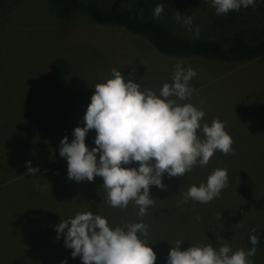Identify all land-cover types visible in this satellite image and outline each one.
<instances>
[{
  "label": "rangeland",
  "instance_id": "obj_1",
  "mask_svg": "<svg viewBox=\"0 0 264 264\" xmlns=\"http://www.w3.org/2000/svg\"><path fill=\"white\" fill-rule=\"evenodd\" d=\"M88 1L111 9H133L132 2L124 0ZM205 6L207 11L215 10ZM192 17V31L182 27L172 11L163 12L159 20L182 37H195L196 26L199 36H215L206 26L210 20L205 13ZM56 59L71 64V81L52 78L51 64ZM166 60L145 40L97 26L83 15L62 21L44 0H0V264H82L64 246L63 234L56 239L54 226L85 211L105 214L110 226L117 225L116 219L108 218L115 216L114 208L104 203L102 178L81 183L68 179L67 161L59 156L61 139L67 135L71 142L74 128L84 126L94 85L111 78L113 68L126 79L133 73L134 82L159 94L164 83L172 82L177 62L192 67L197 72L196 82L190 81L195 93L191 100L178 103L202 107L209 125L214 118L226 121L225 130L234 140V155L217 151L206 167L196 166L183 177L165 174L166 190L150 186L155 203L143 218L149 235L161 236L162 247L184 219L189 226L187 248L212 244L218 249L227 242L235 251L245 249L241 238L248 226L264 229V59L245 64ZM198 135L203 138L202 132ZM95 136V130H90L86 144ZM28 155L35 157L30 161L39 169L36 176L26 175L22 162ZM125 167H138V163ZM217 168L229 173V186L219 198L208 204L189 201L177 206L183 192L206 182ZM132 205L124 213L127 221L140 222ZM241 221L243 226L237 227ZM203 224L205 235L199 227ZM157 244L149 246L156 249ZM251 259L264 264V249Z\"/></svg>",
  "mask_w": 264,
  "mask_h": 264
},
{
  "label": "clouds",
  "instance_id": "obj_2",
  "mask_svg": "<svg viewBox=\"0 0 264 264\" xmlns=\"http://www.w3.org/2000/svg\"><path fill=\"white\" fill-rule=\"evenodd\" d=\"M206 3L215 9L216 15L256 6V0H206ZM163 12L164 4H157L153 19H159ZM175 20L192 31V16H181L177 11ZM193 34L199 37V26ZM196 76L192 67L185 68L182 62H177L172 82L164 83L159 94L134 82L133 73L126 79L115 68L111 70V78L94 85L83 117L84 126L74 128L71 142L67 135L61 139L59 156L67 161L68 179L81 183L101 177L106 191L104 203L121 210L132 203L141 219L135 223L122 221L114 227L106 217L92 211L61 219L54 226L56 239L63 234L64 246L72 250V258L80 257L82 264H155L157 256L149 246V225L143 222L155 203L150 186L166 190L162 182L165 174L168 178L183 177L196 166L206 167L217 151L235 154L234 140L225 130L226 121L214 118L209 125L204 122L206 113L202 107L178 103L191 100L195 89L190 87V81ZM90 130L96 132L92 148L86 144ZM198 131L203 133V138ZM133 163H138V167H125ZM31 165V161L26 162V175L36 176L39 169ZM228 186V170L214 169L206 182L193 184L183 192L177 206L189 201L208 204ZM218 217L221 219V213ZM199 219L197 215L196 220ZM236 226L242 227V221ZM256 231L255 227L251 229L252 233ZM249 239L250 249L235 251L227 242L218 249L207 244L181 250L184 241L177 240L166 264H254L251 258L256 254L259 237L250 235Z\"/></svg>",
  "mask_w": 264,
  "mask_h": 264
},
{
  "label": "trees",
  "instance_id": "obj_3",
  "mask_svg": "<svg viewBox=\"0 0 264 264\" xmlns=\"http://www.w3.org/2000/svg\"><path fill=\"white\" fill-rule=\"evenodd\" d=\"M44 1L52 7L56 16L62 21L70 22L75 15L80 14L97 26L125 31L134 38L145 40L160 55L168 59L166 61L196 59L204 64L206 61L208 63L245 64L264 59V0H256L254 8L252 6L246 9L242 7L240 11H231L226 15H216L215 10H205V5L209 4L206 0H124L132 2L133 9H111L88 0ZM161 3L164 4V12L172 11L174 15L177 11L181 16L205 13V17L210 20L206 26L213 30L215 36L189 38L176 35L164 22L153 19L154 8ZM69 71L70 65L64 59H56L51 64L52 76L57 79L66 77ZM87 144H94V141L91 140ZM28 156L30 157L27 161L35 158L33 155ZM49 161L52 162V160ZM132 206L134 212L138 211L137 207ZM125 210L127 209L114 208L113 215L115 216L108 218L116 219L117 225H120L122 221H127L129 218L125 216L127 213ZM121 211H124L122 213L124 217L120 216ZM101 216L104 217L105 214ZM199 227L205 235V225H199ZM253 227L257 229L255 233L251 232ZM188 228L186 220L181 219L175 235L170 239L165 238L162 247L161 236L149 235L150 244L158 243L156 249H153L157 256L155 264H166L169 251L177 240L184 241L181 244V250L187 249L185 235ZM250 235L259 237V243L256 245L257 251L264 249V229L257 225H250L245 229L241 243L246 250L252 247Z\"/></svg>",
  "mask_w": 264,
  "mask_h": 264
},
{
  "label": "crops",
  "instance_id": "obj_4",
  "mask_svg": "<svg viewBox=\"0 0 264 264\" xmlns=\"http://www.w3.org/2000/svg\"><path fill=\"white\" fill-rule=\"evenodd\" d=\"M68 62V61H67ZM69 63V62H68ZM69 65H70V71H69V74L66 76V77H64V78H61V79H63V81H71L72 80V78H73V76H72V71H74L73 70V68H72V66H71V64L69 63ZM52 78H53V76H52ZM54 80H56L57 78H53Z\"/></svg>",
  "mask_w": 264,
  "mask_h": 264
}]
</instances>
